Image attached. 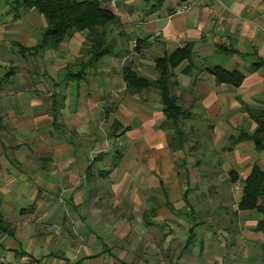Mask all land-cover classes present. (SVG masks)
Masks as SVG:
<instances>
[{"label": "crops", "instance_id": "1", "mask_svg": "<svg viewBox=\"0 0 264 264\" xmlns=\"http://www.w3.org/2000/svg\"><path fill=\"white\" fill-rule=\"evenodd\" d=\"M98 1L120 17L123 39L136 35L133 47L118 41L117 61L100 60L65 87L78 73L66 72L86 61L87 32L32 55L20 48L38 44L42 15L27 10L0 24V216L9 229L0 230V264H223L231 250L259 257L260 216L238 204L254 165L264 171V148L244 138L264 112V69L249 71L264 58V0H165L158 9L156 0ZM187 45L192 60L175 69L171 88L192 115L184 129L200 135L197 153L189 143L170 148L158 90L132 93L123 80L126 66L157 79L155 60ZM216 66L242 72L241 85L217 84ZM247 261L235 264L259 262Z\"/></svg>", "mask_w": 264, "mask_h": 264}, {"label": "trees", "instance_id": "2", "mask_svg": "<svg viewBox=\"0 0 264 264\" xmlns=\"http://www.w3.org/2000/svg\"><path fill=\"white\" fill-rule=\"evenodd\" d=\"M148 5L154 0H144ZM165 0H156L153 9H158ZM19 7L26 10H35L42 15L47 27L38 42L33 48L22 46L20 52H27L37 55L48 50H58L61 44L76 33L87 32L86 61L83 62L81 71L73 77H79L86 74V70L97 66L99 61L106 56L114 53V40H109L108 27L119 25L120 17L113 14L107 8L102 6L98 0H12ZM137 46V45H136ZM226 53H236L234 50L224 49ZM192 48L187 45L184 48H178L173 53L155 60V69L158 73L157 79H151L139 75L131 66L123 69V80L126 88L132 93H141L156 89L160 95L162 111L165 120L162 129L171 131L168 134V144L173 152L184 150L187 143V133L184 129V122L191 118V114L185 111L179 104L177 96L172 93V79L175 77V69L182 63L192 60ZM264 69V58H257L252 63L249 71ZM186 74L191 72V68L184 70ZM214 76L217 84H228L233 87H239L244 79V74L237 70L227 71L222 67L216 66L209 69ZM256 120V129L251 136H246L254 141L255 149L264 148V112L258 113L254 118ZM230 182L235 183L237 176L230 174ZM242 197L238 204L241 211H252L259 214L253 231L262 235L260 245V257L264 263V171L254 165L249 176L244 180L242 188ZM0 230H9L0 216ZM10 232V231H8Z\"/></svg>", "mask_w": 264, "mask_h": 264}, {"label": "rangeland", "instance_id": "3", "mask_svg": "<svg viewBox=\"0 0 264 264\" xmlns=\"http://www.w3.org/2000/svg\"><path fill=\"white\" fill-rule=\"evenodd\" d=\"M151 4H153V1L151 2ZM27 10L25 9V8H23V7H19L16 3H13L12 2V0H0V24H4V23H9V21H10V19H9V16H12V18H15V16H21L24 12H26ZM6 12H9L8 14L6 13ZM22 21V20H21ZM10 23H12V22H10ZM36 26L38 27V26H40V22H38L37 24H36ZM108 31H109V40L110 41H112V40H114V46H113V50H114V54L113 55H111V56H107V57H104L103 59H101V60H103L104 62H115V61H117V59H118V57H117V55H118V52H120V46H119V43H118V41H120V45L121 44H123V42H125L126 43V40H128L129 42H130V46L131 47H133V43H132V41L134 40V38H135V36L136 35H134V33L130 30V31H128V35L126 36V39H123V37L118 33V25H111V26H109L108 27ZM35 35H38V36H40V31H38L37 33H35ZM7 38L9 39V40H11L12 42L13 41H15L16 40V37L15 36H7ZM127 41V42H128ZM135 45V44H134ZM119 46V47H118ZM86 49H87V43L85 44V46L83 47V49H82V52L84 53V55L86 56ZM134 50H135V47H134ZM134 50L132 51L131 50V53H134ZM17 51H18V49H17ZM75 67L73 66V67H71L70 69H71V71L69 72H66L67 74H70V73H76V72H80L81 71V66H78V67H76L75 69H74ZM7 74V71H6V69H4V71L2 72V76H5ZM74 75V74H73ZM66 79V81H65V83L64 84H62V85H64V87H65V85L66 84H68L69 82H71V83H74V82H79V80H77V78L76 77H74V79L73 80H71L70 78H68V76L65 78ZM75 83V84H76ZM77 94H78V92H77V88H75V92H74V99H77ZM189 125V124H188ZM185 132L187 133V143H189V145L191 146V149H190V152H192V153H197V152H199V149H197V147L195 146L196 145V142H195V139H198V141H200V139L201 138H199L200 137V135H196V134H193L194 132H195V129H193V131L191 132V131H189V129H188V127L185 129ZM256 215H258L257 213H256ZM194 222V221H193ZM196 229H197V232L200 234V232H201V226L199 225V226H197L196 227ZM199 238V237H198ZM197 238V240H200V239H198ZM222 238V237H221ZM223 239V241H225V239L224 238H222ZM187 244V243H186ZM185 244V245H186ZM229 245H234V244H236L235 242L233 243L232 241H230L229 243H228ZM198 246H199V244H198V242H196V240H194V241H192L191 242V245H190V251L188 252V255L189 256H193V254H194V252L198 249ZM235 251L236 250H231V253H232V256H229L228 254L225 256V257H220L221 259H220V261H222V263L223 264H227L228 263V261L231 263V264H235L236 262L238 263V262H241V259L242 260H246L247 261V259H245V258H243L241 255H240V253H239V255H236L235 254ZM254 254L255 255H257L258 256V250L256 251V252H254ZM255 257L253 260H252V258L251 259H248V261L247 262H250V261H254L255 260V262H256V260L257 261H259V262H257L256 264H264L263 262H262V260H261V257H260V254H259V257ZM258 258L260 259V260H258ZM261 261V262H260ZM208 263H206L205 261H204V258H200V263L201 264H213V263H211V262H209V261H207ZM188 263V262H187ZM243 264H246V263H243Z\"/></svg>", "mask_w": 264, "mask_h": 264}, {"label": "built area", "instance_id": "4", "mask_svg": "<svg viewBox=\"0 0 264 264\" xmlns=\"http://www.w3.org/2000/svg\"><path fill=\"white\" fill-rule=\"evenodd\" d=\"M197 1V0H195ZM194 1L190 2L189 5L186 8H190L191 5H193Z\"/></svg>", "mask_w": 264, "mask_h": 264}]
</instances>
